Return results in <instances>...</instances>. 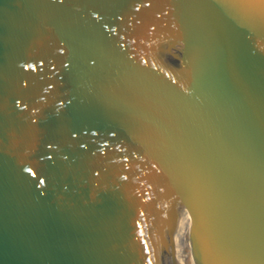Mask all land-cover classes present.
<instances>
[{"label": "water", "instance_id": "obj_1", "mask_svg": "<svg viewBox=\"0 0 264 264\" xmlns=\"http://www.w3.org/2000/svg\"><path fill=\"white\" fill-rule=\"evenodd\" d=\"M0 264H264V0H0Z\"/></svg>", "mask_w": 264, "mask_h": 264}]
</instances>
